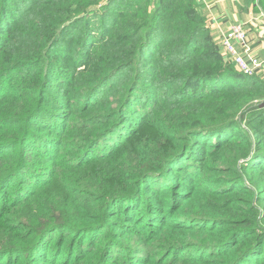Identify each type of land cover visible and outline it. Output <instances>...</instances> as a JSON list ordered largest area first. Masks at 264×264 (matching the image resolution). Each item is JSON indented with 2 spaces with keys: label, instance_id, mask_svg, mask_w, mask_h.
Here are the masks:
<instances>
[{
  "label": "rangeland",
  "instance_id": "1",
  "mask_svg": "<svg viewBox=\"0 0 264 264\" xmlns=\"http://www.w3.org/2000/svg\"><path fill=\"white\" fill-rule=\"evenodd\" d=\"M108 3H4L3 28L8 32H0V264H231L242 251L246 255L240 264H264V133L251 128L261 124V118L250 125L240 115L235 116L238 126L217 146L212 137L206 136L199 147L202 154L197 158L188 194L179 199L174 189L179 183L172 172L166 173L161 182L157 179L154 191L151 185L140 186L138 192L137 186H131L133 173L141 167L138 156L166 151L174 143L187 144L186 140L170 137L182 135L179 133L191 115L202 118L207 112L230 108L237 104L238 96L217 94L177 102L176 95L167 96L183 87L182 80L158 83L154 91L157 101H163L161 107L143 120L119 152L98 159L95 152L77 159L87 142L85 137L95 128L92 119H86L122 98L138 65L110 39L117 27L100 24V18L95 17L71 24L51 52L47 49L60 26L86 14L89 8L99 11ZM125 18L120 15L117 20ZM173 35L176 39L179 34ZM40 36L48 40L42 58L37 60V48L43 47L37 41ZM128 62L129 66L84 97L103 73L93 76V72L104 64L116 68ZM152 62L146 58L145 66ZM168 67L182 69L172 64ZM145 71L144 77L149 78L150 71ZM164 73L161 75L167 78ZM260 80L264 82L263 77ZM101 101L108 104L96 106ZM252 103L261 101L255 99ZM37 105L60 112L58 131L38 124L43 123L46 109L31 117ZM212 115L218 119L222 114ZM34 139L54 146V153L47 156L32 150L28 164L34 171L28 178L16 174V165L20 147L28 148ZM8 172L15 173L12 179L5 176ZM172 185L174 200L169 204L171 190L167 188ZM122 190L127 198H136L133 210L140 215L136 222L124 223L121 218L125 202L118 203L115 196ZM189 192V201L183 202ZM157 208L165 215L153 228L141 227L138 222L144 219L145 209L153 212ZM197 217L206 221L196 224L193 219ZM174 245L178 247L172 249ZM130 254L134 257L128 262Z\"/></svg>",
  "mask_w": 264,
  "mask_h": 264
},
{
  "label": "trees",
  "instance_id": "2",
  "mask_svg": "<svg viewBox=\"0 0 264 264\" xmlns=\"http://www.w3.org/2000/svg\"><path fill=\"white\" fill-rule=\"evenodd\" d=\"M5 2L6 0H0V32H8V30L3 28ZM119 14L125 16V20L118 22ZM85 17L100 18V24L105 25L110 23L116 26V31L114 35L110 36V39L114 42V45L122 47L126 55H130V60L133 59L132 63L135 61L138 68L134 70L133 77L129 78V83L124 87L123 96L120 100L109 104L110 107L102 111V113L93 114L86 119V121L92 119L91 126H95V128L92 129L90 135L85 137L87 142L78 155V160L89 156V154L93 156L95 152L96 159L110 157L119 152L128 143L129 138L136 133L143 120L151 112H154L153 110H158L161 107L163 101L160 103L157 101L158 96L157 92L154 91L155 86L170 79H174L173 82L176 79H180L184 85L175 92L170 91L171 94L167 96L168 99L170 96L175 97L176 95L177 102L186 98L203 100L217 94L219 96L223 94L224 96H238V102L230 108L217 110L214 113L207 112L202 115V118L191 115V120L186 126L187 128L184 127V130L179 133L182 135L170 137V139H178L180 142L181 140H186L187 144H178L177 146L174 143L175 146L172 145L166 151H148L138 156L141 167L133 173L132 178L134 182L131 184V186H137L135 191L138 192L142 185H145V187L151 185L150 188L154 191L157 179H159L158 182H161L166 173L172 172L177 177L179 183L172 181L179 185L178 188L177 186L174 187L176 194L178 193V199L183 194H188L187 189H189L193 180L192 175L198 167L197 161L199 159L197 158L202 154V149L199 148L200 144L202 145V141L204 142L206 136L213 138L214 142H216L215 146L221 143L223 139H226L230 135L233 127L238 126L237 120L234 119L235 116L240 115L250 125L253 124L255 118H261V124L252 126L251 128L253 131L258 129L264 133V82L260 80L261 76L256 72L254 74H244L236 69L233 63L224 61L221 54L215 48L213 41L209 38L203 16L194 5L193 0H109V3L101 7L99 11L89 8L86 14L76 19L74 18L70 23L63 24L62 27L60 26L49 39L50 47L47 49L49 50L48 53L51 52V48H54L55 43L62 37L66 29L69 28L68 26ZM166 22L171 25L167 30L164 29L167 25ZM176 32L179 35L175 39L173 34ZM47 40L45 36H40L37 40L43 46L42 48H37V60L42 58L40 54L43 53ZM166 42L167 44L169 43L168 46H165L167 45ZM146 58L153 59L149 67L145 66ZM32 64L36 63L28 62V65ZM169 64L179 66L182 69L181 71H176V69L168 67ZM129 65L130 63L121 64L116 68L112 64L102 65L98 71L93 72V76L103 72L101 77L87 90L86 94L84 93V97L90 96L99 88L101 83L107 81L121 68ZM88 68L87 70H89ZM146 69L151 73L149 78L144 77L146 76ZM163 71L166 72L164 74L168 75L167 78L161 75ZM155 82L157 84H154ZM147 83L150 85H146ZM139 89L140 92H137ZM135 91L137 94H135ZM255 99L257 101L260 100L261 103L253 104L252 101ZM102 103L108 104L106 101H101L96 106L101 107ZM42 109H46L49 113L45 111L46 113L43 115L44 120L41 121L43 123L38 122V124H43L50 129L58 131L61 126H59L60 118L58 117L60 112H53L52 109L49 110L45 105H37L31 117L41 113ZM219 113L222 115L218 119H213L217 116L212 114ZM216 121L220 122L214 123ZM88 124L90 123L85 124V126ZM50 139L53 138L49 137L48 140ZM229 140L230 138L225 141L228 142ZM207 142L209 144L210 141ZM18 144L19 141L14 143V147ZM100 145L101 147L95 150ZM173 146L175 149H172ZM180 146L183 147L179 148ZM20 149L16 174L20 172L28 178H31L32 174L30 172L34 171L31 164H28L30 163L32 150L47 156H52L54 153V146L52 147L51 144L45 143V141H41L40 139H34L28 148L23 149L20 147ZM240 155H243V153ZM91 159H94V157H91ZM140 172L141 174H139ZM14 174V172H8L5 176L12 179ZM173 186L167 188L171 190L169 204L174 200L172 194ZM122 192L124 190L116 193L115 196L118 197L115 199H119L118 203H121V201L125 202L121 206L123 208L121 218L124 220V223L130 221L136 222L140 216L133 210L136 198L133 196L127 198V195ZM189 196L190 192L188 196L185 195L182 198V201H186ZM146 205L147 203L145 207ZM187 205L189 204L186 203L185 206ZM127 208L130 209L127 210ZM160 210L157 208L153 212H150L148 209H145L146 214L143 215L144 219L142 218L143 220L138 222L142 224L140 226L145 225L146 227L153 228L160 217L165 215L163 212L161 214ZM57 220H60V218L57 217ZM200 220L205 219L198 217L193 219V221H196V224H199ZM185 221L184 219V223ZM46 229L48 228H44V230ZM177 247L174 245L172 249ZM186 247L188 246L186 245ZM132 255L130 254L128 262L134 257ZM239 255L240 257L236 259L237 261L234 260L231 264L242 263L246 251H242Z\"/></svg>",
  "mask_w": 264,
  "mask_h": 264
},
{
  "label": "crops",
  "instance_id": "3",
  "mask_svg": "<svg viewBox=\"0 0 264 264\" xmlns=\"http://www.w3.org/2000/svg\"><path fill=\"white\" fill-rule=\"evenodd\" d=\"M193 3L202 14L207 34L224 61L231 62L222 44L227 37L246 59L253 56L262 59L263 64L256 73L264 78V0H193ZM235 23L243 26L245 40L233 38L231 27Z\"/></svg>",
  "mask_w": 264,
  "mask_h": 264
},
{
  "label": "built area",
  "instance_id": "4",
  "mask_svg": "<svg viewBox=\"0 0 264 264\" xmlns=\"http://www.w3.org/2000/svg\"><path fill=\"white\" fill-rule=\"evenodd\" d=\"M232 35L234 39L245 40V30L241 24L235 23L231 27ZM222 44L226 50L228 59L233 63V65L244 74H254L258 71L263 61L258 56H253L251 59H246L244 56L240 55L235 49L231 39L225 37L223 38Z\"/></svg>",
  "mask_w": 264,
  "mask_h": 264
}]
</instances>
